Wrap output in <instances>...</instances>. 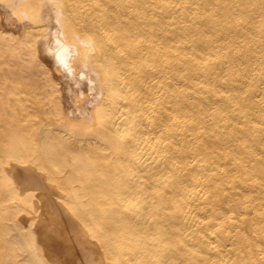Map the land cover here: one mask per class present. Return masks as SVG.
<instances>
[{
	"label": "bare ground",
	"instance_id": "1",
	"mask_svg": "<svg viewBox=\"0 0 264 264\" xmlns=\"http://www.w3.org/2000/svg\"><path fill=\"white\" fill-rule=\"evenodd\" d=\"M254 33L264 0H0V264H264Z\"/></svg>",
	"mask_w": 264,
	"mask_h": 264
},
{
	"label": "snow or ice",
	"instance_id": "2",
	"mask_svg": "<svg viewBox=\"0 0 264 264\" xmlns=\"http://www.w3.org/2000/svg\"><path fill=\"white\" fill-rule=\"evenodd\" d=\"M13 8H15V5H12ZM39 9L41 10L39 14H33L31 17L27 13L23 14V19L28 20L31 19L33 23L37 22V19H42L44 10L48 9L55 12V26L57 28V31L52 34L49 32L50 37V43L49 46L46 49V52L48 55L54 57L56 60L58 66H62L67 68V56L69 52L71 51V46L67 44V42L62 39L63 33L61 31V9L63 5L59 3H51V4H45L41 3L38 5ZM54 36V39H53ZM31 47V45H29ZM20 163L21 161H17ZM36 172L38 174H34L30 177V182L32 183L33 187L37 190H41L44 187V178H45V169L42 166L37 165L36 166ZM48 183H52L51 179L48 180ZM35 197V192L29 191L27 196L24 197L23 203L25 204L26 208H30L31 204L29 203L30 200H32Z\"/></svg>",
	"mask_w": 264,
	"mask_h": 264
},
{
	"label": "rangeland",
	"instance_id": "3",
	"mask_svg": "<svg viewBox=\"0 0 264 264\" xmlns=\"http://www.w3.org/2000/svg\"><path fill=\"white\" fill-rule=\"evenodd\" d=\"M253 35H254L255 37H254V38L252 37V38L255 40L257 35H258V37L260 36V33H257V35H256V33H254ZM258 37H257V39H260V40H258V41H259V42L261 41V42L263 43V42H264V39L262 38V35L260 36L261 38H260V37L258 38ZM253 39L250 40L251 43H252V40H253ZM257 39H256V41H257ZM262 39H263V41H262ZM254 40H253V43L251 44V45H253L252 47L249 45L250 41H249V43H247V45H249L251 48H254V47L257 48V46H256L257 44H258V45L262 44L261 42H260V44H259V42H256V41H254ZM243 43H245V42H243ZM254 43H255V44L257 43V44L254 46ZM242 45H243V46H246V45H244V44H242ZM254 49H255V48H254Z\"/></svg>",
	"mask_w": 264,
	"mask_h": 264
}]
</instances>
